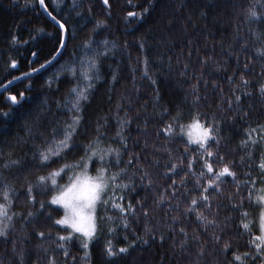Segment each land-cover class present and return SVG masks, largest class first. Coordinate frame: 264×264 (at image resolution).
Listing matches in <instances>:
<instances>
[{
	"label": "trees",
	"instance_id": "16d2710c",
	"mask_svg": "<svg viewBox=\"0 0 264 264\" xmlns=\"http://www.w3.org/2000/svg\"><path fill=\"white\" fill-rule=\"evenodd\" d=\"M73 2L45 0L48 10L57 19L67 21V48L63 55L47 70L19 81L0 93V113H11L7 118L0 116V164L9 155L13 159L31 161L34 146L42 143L38 134L45 130L46 134L50 133L53 126L50 121L67 118L66 111L58 109L56 102L63 99L74 81L70 82L67 74L60 80L55 79L54 72L59 65H67L74 50L79 56V46L89 37L93 39V48L100 51L104 49L101 41H110V48L114 41L116 47L101 61L103 79L96 82L90 102L85 105L81 136L77 142L83 141L85 130L91 134L97 122L104 124L103 118L107 116V124L102 129L106 133L105 146H120L118 139H112L117 130L116 116L125 117L127 113L130 123L123 133L127 139V151L121 156V164L117 167L113 163L110 172L125 167L123 161L128 160L129 153L139 155V166L134 160L121 181L126 183L129 177L132 179L134 187L124 192L123 202L127 204L131 201L136 205L137 214L128 216L130 228L125 232L118 210L109 208L107 215L115 219L105 222L104 233L90 245L91 259H81L84 253L79 240L65 245L69 251L66 257L54 242L60 226L51 227V222L43 218L32 219L31 222L24 219L29 211H35L24 195L27 170L16 174L17 170L13 169L5 172L7 182L16 190L9 215H20L13 216V226L8 230L7 238L0 237V264H21L18 255L21 250L24 253L22 264H48L51 258L55 259L56 264H225L226 258L218 251L222 242L216 245L212 240L214 229L209 227L205 230L200 226L195 213L188 216L183 214L190 200L198 197L201 191L196 188V179L203 162L197 157L192 171L188 172L187 169V158L193 156L195 146L187 157H183L184 142L168 139L163 133L157 135L158 129L163 128L169 120L168 115L161 116L160 113L168 108L174 114L177 106L182 107L185 122L195 111L206 113L209 118L214 113L218 120L223 121L224 131L221 135L227 139L222 141L220 150L225 156L224 162L235 161L233 171L237 173V179L247 181V185L236 195L232 177H225L220 185L221 192L210 193L213 197L211 211L203 206L199 211L209 219L218 221L224 239L231 242L232 251L255 253L256 249L249 241L253 235L259 234L260 207L256 197L264 189V174L258 167L264 156V139L258 140L255 145L249 142L246 147H241V141L246 139L245 130L264 124V96L259 92V85L264 83V57L255 52L256 48L264 47V39L257 40L253 36V32L264 33V22L250 23L245 19L246 9L255 0H151L149 13L139 20L136 17L128 18L129 22L125 20L127 13H141L148 6V0H109L110 7L104 5L103 0H76L80 6L69 11ZM78 12L82 14L77 15ZM97 20L106 21L107 27L93 34ZM59 34L58 27L41 11L38 0H0V89L15 80L13 77L30 73L32 68H39L45 60L51 59L54 49L59 46ZM13 35L18 37L19 43H12ZM141 38L145 44L143 52L139 49ZM33 52L38 55L33 56ZM145 56L149 62V75L157 81L156 84H152L148 78H141ZM10 58L18 61L15 68L10 67ZM113 72L117 74L116 81L111 79ZM242 75L249 81L247 89L237 87ZM49 77H53L51 83ZM229 77L233 79L230 81ZM244 91L250 94L242 95L239 106L234 103L229 110L227 101L231 99L234 102L235 95H241ZM20 92L25 94L21 107L6 102L10 93L19 99ZM45 100V119L39 127H33L29 135L25 123L31 118L25 113L38 111ZM118 103L121 105L119 109ZM256 136L253 133L254 139ZM249 152L252 153L251 158ZM80 155L82 151L74 149L68 154V162ZM173 163L178 165L175 175L168 171ZM59 166L56 164L53 168ZM222 166L215 164L217 169ZM95 169L96 166L91 168V175H95ZM144 171L148 177L142 181L140 177ZM37 174L41 173L31 169L27 179L34 180ZM67 179L65 175L59 183L63 185ZM149 179L151 186H148ZM173 180L176 181L175 196L172 195L173 189L168 187ZM181 180L185 184L182 185ZM205 183L206 178L201 179V184ZM250 192L251 200L248 199ZM161 193L168 199L158 206ZM117 194H120L119 191ZM241 197L244 198L243 207L233 209L232 204L241 203ZM47 198L38 195L37 201ZM138 200L148 209L147 217L137 205ZM177 203L179 210L176 209ZM243 211H248V219L254 221L251 232H246L241 226ZM100 214L104 215L103 210ZM62 215L63 209H60L53 213V219ZM173 216H179V220L174 222ZM146 222L152 227L154 237L145 235ZM168 225L173 227L169 228ZM110 226L117 227V231L108 234L107 228ZM181 227L188 233L187 242L183 245L181 241L185 240V236L179 231ZM39 231L45 233L44 239L36 235ZM133 232L143 236L148 243L138 241L127 254L109 260L103 252L105 241L110 239L119 248L135 239ZM125 234L128 236L127 242ZM195 234H199V241L193 239ZM161 235L164 236L163 240L160 239ZM201 245L204 246L202 257L197 255ZM231 256L229 252L227 260H231ZM248 264H261V261H253L249 257Z\"/></svg>",
	"mask_w": 264,
	"mask_h": 264
},
{
	"label": "snow or ice",
	"instance_id": "6c2138e0",
	"mask_svg": "<svg viewBox=\"0 0 264 264\" xmlns=\"http://www.w3.org/2000/svg\"><path fill=\"white\" fill-rule=\"evenodd\" d=\"M38 4L47 15L58 25L59 36L57 37L59 41V46L54 49V54L51 59H47L43 64L39 65V68H32L31 72H36L40 69H44L46 65H51L54 61L58 59L59 56L63 55V50L67 48V32L66 19H57V16L53 14L52 11L48 10V6L45 4V0H38ZM103 4L110 7L109 0H103ZM80 5L74 0L72 7L69 11L75 10V8ZM151 0H148V6L143 9L141 13L128 12L127 17H125L126 22L128 18L136 17L138 20L143 19L144 15L149 13L151 10ZM82 13L78 12L77 15ZM245 19L248 22L261 23L264 22V0H255V3L251 4L246 9ZM107 27L106 21L97 20L92 33L98 29H103ZM37 31H43L38 29ZM253 36L257 40L264 39V33L253 32ZM35 37H30L34 39ZM13 44L19 43L18 37L13 35L11 37ZM25 44L28 41H24ZM104 45L103 51L93 48V39H89L82 42L80 47V55L77 56L75 50L73 51V56L70 62L65 64H60L59 67L54 72V77L56 80H60L67 74L70 82V87L66 90V93L62 100H57V108L66 111L67 118L63 121H50L49 123L53 126L51 127L50 133L40 132L38 135L42 139L41 144L34 146L32 150L31 161L13 159L11 155L0 164V197H2V202H0V237L7 238L8 230L13 226V216L20 215L19 213H13L9 215V212L13 205V197L16 195V190L12 187L10 183L7 182V176L5 172H11L13 169L17 170L16 174L27 170L25 176L26 191L24 193L26 201L32 206L35 211H29L27 216L24 217L25 220L31 222L32 219L43 218L45 221H50L51 227L60 226V231L56 234L57 247L64 251V255L67 257L69 255L68 249L65 247L67 243L73 240H79L80 246L83 249V256L81 257L84 261H89L91 259L90 245L97 240L100 234L104 233V225L106 221H114L115 217L107 215L108 209L118 210L120 214L121 224L127 232L130 228V221L128 216H136V205L131 201L125 204L124 192L130 187H134L131 177H129L128 182H121L122 178L127 174L128 166L132 165L135 160L139 166V155L129 153V158L127 161H123L125 167L118 168V171H111L113 163L118 167L121 164V156L127 151V139L123 135L125 127L130 123V118L116 116L117 120V130L112 137V139H118L120 141V146L113 147L111 144L105 146V136L106 133L102 129L107 124V116H105L104 124L97 122L92 133L89 134L88 130H85L83 134V141L77 142L78 138L81 136V126L84 120L83 111L85 105L90 102V96L96 87V82L103 79L101 75V61L106 58L108 53L111 52L115 47V42H111V48L109 47L110 41L104 39L100 42ZM128 42H125L127 46ZM247 42H245L244 47H246ZM139 49L144 51L145 44L143 38L139 40ZM258 56L264 57V47H259L255 49ZM33 56L38 55V53L33 52ZM10 67L15 68L18 61L16 59L10 58ZM207 61H202L206 63ZM144 69L141 78H148L152 84H156L157 81L149 75V62L145 56ZM187 67V66H185ZM248 65H245L247 68ZM27 75V73L23 74ZM13 79H18V77H13ZM53 77H49V83L52 82ZM112 81L117 80V74L113 72ZM233 78L229 77L231 81ZM240 85L237 87H242L247 89L249 87V81L245 79L242 75L240 77ZM11 83V81H9ZM195 85L193 88L195 89ZM236 89H233L235 93ZM259 92L264 96V83L259 85ZM250 93L244 91L241 95H235V101L231 99L227 101L228 108L231 110L233 104L239 106L241 103L242 95H249ZM25 99L24 92L19 93V99L15 94H9L6 97V102H10L14 107H21ZM110 99V97H109ZM198 99V98H197ZM223 99V98H222ZM47 104V100L43 102L38 111H29L25 113L31 119L26 121L25 130L29 135L32 134L33 127H39L41 122L45 119L44 113L46 108L44 105ZM121 105L117 104V109ZM11 113L2 112L0 116L7 118ZM161 116L168 115L169 120L165 123L164 127L158 129L157 135L161 133L168 139H179L185 143L184 153L181 155L187 157L190 150L194 152L192 157L187 158V169L188 172L192 171L193 165L196 162L197 157L201 160L202 167L199 176L196 179V188L201 189L199 196H194L190 203L185 207L183 214L185 216L195 213L196 219L205 230L209 227L213 228L212 240L216 245H221L218 248L219 254L224 256L225 264H248V258L251 257L253 261L260 259L261 264H264V207L259 214V234L253 235L252 239L249 241L250 245H254L256 252H245L238 253L232 251V245L229 240H225L224 236L221 234L223 229L220 227L216 219H209L205 216L199 208L203 206L205 209L211 211L213 197L210 193H220V185L224 183L225 177H232L233 183L236 186V195L240 194V190L247 185V181H239L237 179V173L233 171V165L235 161H229L225 163V156L221 152L222 141L226 140L227 137L221 135L224 131L223 121L218 120L213 113L209 118L206 113L200 111L193 112L185 122L184 111L182 107L177 106L175 113L172 114L171 110L165 108ZM247 115V113H245ZM253 133L257 136L254 139ZM264 133V124L257 125L255 128H248L245 130L246 139L241 141V147H246L249 142L253 145L257 144L258 140L264 139L261 134ZM86 141V142H84ZM213 145L215 147H213ZM226 147V145H223ZM74 149L81 150L82 155L75 158L72 162H68V154L73 152ZM252 153L249 152L248 156L251 158ZM114 157V160H113ZM243 162V158L241 159ZM183 163V160H181ZM59 164V168H53V165ZM215 164H223L222 167L217 169ZM93 166H96L95 175H91L90 171ZM142 167V166H141ZM258 167L262 174H264V156L258 164ZM31 169H35L41 174H37L34 180H28L27 175L31 174ZM178 165L173 163L171 168L168 169L169 172L174 175L177 174ZM48 170V171H44ZM187 174V173H186ZM194 174V173H193ZM67 175L68 179L65 184H60L59 180L63 179ZM250 175V173H246ZM148 177L146 171L141 175V180L143 181ZM206 178V183L201 184V179ZM151 179L148 180V186H151ZM182 185L185 184L184 180L180 182ZM255 183V181H253ZM175 186L176 181L173 180L172 184L168 187L172 188V195L175 196ZM119 191L120 194H117ZM49 193L51 195L49 196ZM46 196V200L37 201V196ZM168 199V197L161 193L157 205L161 204L163 201ZM243 197H241V203L232 204L233 209H239L243 207ZM249 200L252 199L251 192L249 193ZM256 201L259 205L264 206V189L260 190V194L257 195ZM37 204L39 205L37 207ZM137 205L143 209V215L148 216V209L138 200ZM58 206V207H54ZM63 209V215L58 218L53 219V213H57ZM176 209L179 210V203L176 205ZM47 210V211H46ZM103 210L104 215L100 214ZM249 212H241V226L246 232L252 231V224L254 221L248 219ZM172 220L174 222L179 220V216H173ZM172 228L173 225H168ZM215 229H219L217 232ZM117 231V227L110 226L107 228L108 234H113ZM180 233L185 236V240L181 241V245L187 242L188 233L185 231L184 227L179 229ZM145 235L151 234L153 237L155 233L152 227H150L147 222L144 228ZM41 239L45 238V233L39 231L36 233ZM135 239L128 241V236L125 234L124 239L127 243L119 248H116L112 240H106L103 252L105 256L111 260L116 258L121 254H127L130 249H132L137 242L147 244L148 240L144 239L143 236L136 235L133 232ZM160 239L163 240L164 236L161 235ZM193 239L199 241V234H195ZM13 249L15 250V242H13ZM47 251V249H45ZM231 252V260H227V254ZM204 254V246L201 245L197 255L202 257ZM21 259V264L23 261V250L18 254ZM48 264H56L54 258L49 259Z\"/></svg>",
	"mask_w": 264,
	"mask_h": 264
},
{
	"label": "water",
	"instance_id": "95a60500",
	"mask_svg": "<svg viewBox=\"0 0 264 264\" xmlns=\"http://www.w3.org/2000/svg\"><path fill=\"white\" fill-rule=\"evenodd\" d=\"M41 8V7H40ZM41 11L43 12V14L50 20V22H52L55 26H57L58 27V25L47 15V12H45L44 10H43V8H41ZM64 51V50H63ZM61 56H59L58 57V59L60 58ZM57 59V60H58ZM57 60L56 61H54L51 65H46L45 66V68L44 69H40V70H38V71H36V72H30V73H27V75H23V76H21V77H19L18 79H15V80H13V81H11V83H8V84H6L5 86H3L1 89H0V93L1 92H3L6 88H8L9 86H11V85H13V84H15V83H17V82H19V81H22V80H26V79H28V78H31V77H33V76H36L37 74H39V73H41V72H43V71H45V70H47L48 68H50L51 66H53L56 62H57Z\"/></svg>",
	"mask_w": 264,
	"mask_h": 264
},
{
	"label": "rangeland",
	"instance_id": "374dc122",
	"mask_svg": "<svg viewBox=\"0 0 264 264\" xmlns=\"http://www.w3.org/2000/svg\"><path fill=\"white\" fill-rule=\"evenodd\" d=\"M259 207H260V211H261L262 207H264V206L259 205ZM260 211H259V214H260ZM258 226H259V216H258Z\"/></svg>",
	"mask_w": 264,
	"mask_h": 264
}]
</instances>
